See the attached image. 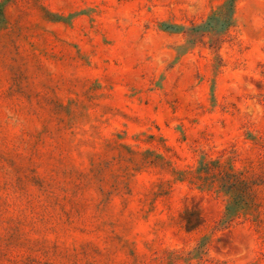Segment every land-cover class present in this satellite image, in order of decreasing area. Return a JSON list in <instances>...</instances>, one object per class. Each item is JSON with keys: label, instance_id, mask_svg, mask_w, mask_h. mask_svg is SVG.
I'll list each match as a JSON object with an SVG mask.
<instances>
[{"label": "rangeland", "instance_id": "obj_1", "mask_svg": "<svg viewBox=\"0 0 264 264\" xmlns=\"http://www.w3.org/2000/svg\"><path fill=\"white\" fill-rule=\"evenodd\" d=\"M0 0V264H264V0Z\"/></svg>", "mask_w": 264, "mask_h": 264}, {"label": "trees", "instance_id": "obj_2", "mask_svg": "<svg viewBox=\"0 0 264 264\" xmlns=\"http://www.w3.org/2000/svg\"><path fill=\"white\" fill-rule=\"evenodd\" d=\"M233 1H234V0H231V2H230V6H229V8H230V12H231V10H232V8H233V4H234Z\"/></svg>", "mask_w": 264, "mask_h": 264}]
</instances>
